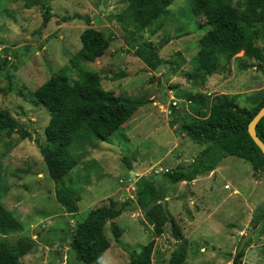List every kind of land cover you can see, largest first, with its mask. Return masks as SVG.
Segmentation results:
<instances>
[{"label":"rangeland","instance_id":"374dc122","mask_svg":"<svg viewBox=\"0 0 264 264\" xmlns=\"http://www.w3.org/2000/svg\"><path fill=\"white\" fill-rule=\"evenodd\" d=\"M229 1L238 5L243 0ZM128 5L129 0H0V110H8L16 127L33 135V139H23L18 132L8 135L0 123V148L7 151L0 167L2 202L21 225L16 232L0 234V242L14 247L20 238L33 240L32 250L20 258L22 264H86L70 243L77 224L110 199L130 198L132 208L113 220L119 240L112 221L100 227L111 246L93 264H128L131 252L151 240L153 264H169L182 239L175 237L171 223L158 236L137 203V184L148 175L189 241L187 264H236L246 235L239 264H264V220L255 221L264 205V170L256 171L250 161L231 155L219 168L191 182L173 184L165 175L188 170L207 146L180 129L182 119L191 113V100L239 94L241 106H254L264 94V60L240 52L205 83L191 79L198 68L200 38L211 28L203 14H194L192 0H175L142 31L131 27ZM48 7L50 18L45 21ZM74 13L89 14L91 26L110 39L103 56L86 57L81 41L86 21L64 20ZM167 38L159 68L151 69L136 55L142 42L160 45ZM258 45L264 47V41ZM83 71L99 73L106 90L138 97L143 106L108 139L77 140L72 145L77 165L64 178L79 204V211L72 213L58 199L59 184L50 177L34 140L49 144L45 129L50 120L34 92L60 72L77 79Z\"/></svg>","mask_w":264,"mask_h":264},{"label":"trees","instance_id":"16d2710c","mask_svg":"<svg viewBox=\"0 0 264 264\" xmlns=\"http://www.w3.org/2000/svg\"><path fill=\"white\" fill-rule=\"evenodd\" d=\"M175 0H129L126 13L131 27L142 31L150 27ZM242 9V10H241ZM195 15L203 14L211 28L200 38L197 54L198 68L191 79L206 82L209 76L221 71L231 63L232 57L240 52L244 56L264 60V47L258 41H264V0H243L233 5L229 0H192ZM51 8L44 13L45 21L50 18ZM84 19L88 27L81 34L82 50L87 58L103 56L110 46V39L98 29L92 27L89 14L74 13L64 20ZM162 44L151 40L142 42L136 48V55L151 69L159 68L164 60L160 56ZM246 66V65H245ZM247 67V66H246ZM38 102L50 113V120L45 129L47 146L41 148L50 177L57 182V196L60 202L72 213L79 211L78 200L73 196L64 178L77 165V159L71 152L77 140H106L128 122L137 110L143 106L138 97L117 95L106 90L102 85V76L97 72L83 71L79 78L60 72L40 85L34 92ZM239 94H217L212 100L200 98L191 100L190 115L182 119L180 129L194 142L207 144L197 155L188 170L176 169L166 173L170 183L191 182L198 175L215 170L223 158L238 156L250 161L256 171L264 170V154L248 131L250 121L264 106V94L252 106H241ZM171 112L176 114L173 106ZM0 123L7 129L8 135L15 132L23 139H33L30 131L19 129L8 110H0ZM257 132L264 141V117L257 125ZM0 148V167L6 156ZM129 167L132 164L129 163ZM138 185L137 203L145 210V216L160 236L165 226L171 223L173 234L182 239L173 251L169 264H187L189 241L183 236L175 217L164 208L165 199L155 180L143 175ZM0 192V234L16 232L21 225L14 212L2 202ZM133 206L130 198L122 201L109 200V204L92 208L87 217L77 224L71 234V247L77 258L93 264L111 246L110 239L99 229L107 221H112V230L117 240L118 226L113 221ZM264 220V205L255 216L257 223ZM34 241L20 238L12 247L0 242V264H22L20 258L28 254ZM155 241L145 244L140 251L130 254L128 264H153L152 253ZM244 250L240 249L234 262L239 264Z\"/></svg>","mask_w":264,"mask_h":264},{"label":"water","instance_id":"95a60500","mask_svg":"<svg viewBox=\"0 0 264 264\" xmlns=\"http://www.w3.org/2000/svg\"><path fill=\"white\" fill-rule=\"evenodd\" d=\"M105 4L102 1L100 9H104ZM109 15V12H107ZM264 117V106L256 113V115L253 117V119L250 121L249 126H248V131L255 143L259 146V148L262 150L264 154V141L260 138L258 132H257V125L259 121ZM134 175V174H133ZM164 208H167L166 200L164 199L163 201ZM249 235H246L241 243L240 249L243 248V245L245 244V241L248 239Z\"/></svg>","mask_w":264,"mask_h":264},{"label":"crops","instance_id":"0c3cea01","mask_svg":"<svg viewBox=\"0 0 264 264\" xmlns=\"http://www.w3.org/2000/svg\"><path fill=\"white\" fill-rule=\"evenodd\" d=\"M137 111H139V109L137 110ZM136 114V113H135ZM135 116V115H134ZM135 118V117H134ZM219 168V167H218Z\"/></svg>","mask_w":264,"mask_h":264},{"label":"built area","instance_id":"2783aa9c","mask_svg":"<svg viewBox=\"0 0 264 264\" xmlns=\"http://www.w3.org/2000/svg\"><path fill=\"white\" fill-rule=\"evenodd\" d=\"M176 104V102H174Z\"/></svg>","mask_w":264,"mask_h":264}]
</instances>
